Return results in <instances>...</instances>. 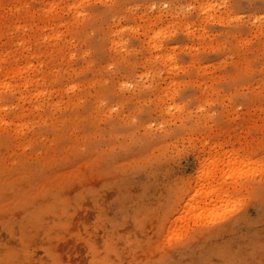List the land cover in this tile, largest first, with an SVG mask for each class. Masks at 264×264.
Returning <instances> with one entry per match:
<instances>
[{"label":"rangeland","instance_id":"374dc122","mask_svg":"<svg viewBox=\"0 0 264 264\" xmlns=\"http://www.w3.org/2000/svg\"><path fill=\"white\" fill-rule=\"evenodd\" d=\"M0 264H264V0H0Z\"/></svg>","mask_w":264,"mask_h":264}]
</instances>
